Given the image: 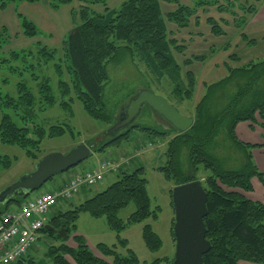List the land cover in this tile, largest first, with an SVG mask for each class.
Returning a JSON list of instances; mask_svg holds the SVG:
<instances>
[{"label": "trees", "instance_id": "1", "mask_svg": "<svg viewBox=\"0 0 264 264\" xmlns=\"http://www.w3.org/2000/svg\"><path fill=\"white\" fill-rule=\"evenodd\" d=\"M17 1L36 3L40 0H0V10H5ZM80 1L84 4L78 13L80 21L64 42L70 81L63 78L65 72L62 64L56 63V50L39 46L37 50L4 51L10 35L0 25V72L6 73L4 70H7L22 78L30 71V77L37 84L39 93L37 97L29 83L20 80L14 87L18 93L15 97L3 90L11 85L10 77L0 76V141L6 145L19 146L27 157L36 162L41 158V147L46 138H58L67 134L76 136L70 123L47 126L37 122L35 117L38 112L60 104L73 116V104L80 101L91 119L100 120L108 127L117 122V117L110 111L105 100V87L110 80L109 65L118 62L117 59L123 54L130 53L132 57H138L158 81L168 78L173 86V95L178 100L193 99L197 84L196 73L186 68L195 62L205 61L207 56L194 55L181 63L176 54H182L184 46L179 44L177 38L170 37L172 31L168 28V21L179 27H189L195 7L197 9L204 4L217 5L219 11H222L218 0H197L194 9L181 5L180 0H124L119 9L109 7L107 0ZM235 1L234 4L230 2L233 8L238 7L247 14L242 20L243 25L249 23V16L256 15L264 2L255 0L252 4H240L239 0ZM72 2L73 0L50 1L55 9ZM162 2L175 3L177 8L165 16ZM98 4L104 6V11L100 12L95 8ZM16 13L27 37L42 34L35 22L18 10ZM207 22L214 35L225 33L215 18L210 17ZM242 33V39L248 44L256 43V39H250L245 32ZM229 59L236 63L242 61L237 54H232ZM51 61H54L59 78L60 98L55 95L51 78L34 72L37 66H45ZM233 62H225L227 74L223 78L205 85L206 92L195 105L194 123L187 131L179 132L166 123L167 127L135 123L124 131L103 133L86 144L92 148L93 153L106 154L111 147H120L129 141L131 132L135 129L147 131L150 136H172L165 152L166 162L158 170L173 187L199 179L203 182L208 194L205 224L207 239L211 242L210 251L204 255V263L264 264V202L255 201L234 190L254 191V178L264 186V171L259 168L253 154L256 147L263 145L240 139L236 131L241 122L258 124V118L262 121L259 125L264 128V57L236 66ZM143 88L149 87L145 85L139 90ZM222 151L240 154L241 163L230 166L229 157L223 155ZM15 160L17 157L0 153V168H11ZM88 169L71 173L65 184L50 193L62 190L71 178L83 175ZM112 173H116L119 178L105 190L72 209L53 213L49 217L39 237L40 240L42 234H46L51 240L46 245L44 259L38 260L32 255L35 248L33 246L26 256L9 264H73L68 257L74 264H139L137 253L128 247V241L121 237V233L127 227L149 218L156 220L161 207L152 206L144 167L132 171L122 167ZM84 187L91 186L83 184L78 194ZM27 195L14 196L0 204V216L21 206ZM131 203H135L137 208L124 220L119 212ZM171 204L174 208L173 198ZM82 213H89L93 217L105 216L109 227L117 233L118 244L126 249V254L122 255L118 251L117 244L111 246L103 242L97 244L102 257L95 254L86 238L76 233L77 222ZM174 222L175 218L171 228L175 241ZM62 228L67 235L59 233ZM71 238L76 246L68 244ZM143 238L152 252L163 247L160 234L150 223L144 225ZM162 262L173 264L174 256L156 258L151 264Z\"/></svg>", "mask_w": 264, "mask_h": 264}, {"label": "rangeland", "instance_id": "2", "mask_svg": "<svg viewBox=\"0 0 264 264\" xmlns=\"http://www.w3.org/2000/svg\"><path fill=\"white\" fill-rule=\"evenodd\" d=\"M50 1L51 0H40L36 3L17 1L16 3L10 4L5 10H0V25L4 26L10 35L9 42L3 50L6 52H9L10 50L30 51L37 50L39 46H47L50 50H56V63L62 64V68L65 72L63 78L66 81H70V73L66 67L67 59L64 52V42L68 34L80 21L78 13L84 4L80 0H73L72 3L61 5L55 9L51 6ZM107 1L109 7L119 9L124 0ZM196 1L197 0H180V4L193 8L196 5ZM218 1L221 4L220 8L223 12L219 11L220 9L219 7L217 8V5L204 4L203 6L197 7V9L195 7V9L193 8L195 11L189 27H179L174 22L168 21V28L172 31L170 37L177 38L179 44L184 46L183 53L176 54L181 63L194 55L207 56L205 61L195 62L186 68L192 69L196 73L197 84L193 99L186 101L178 100L177 97L173 95V86L170 84L168 78H163L161 81H158L138 57L135 56L134 58L130 53L123 54L117 59L118 62L109 65L108 70L110 80L105 87V100L110 111L115 117H117V120H119L118 116L120 117L122 114L130 97L136 93L139 88L145 85L152 89L157 95L169 100L181 114L193 117L195 113V105L206 92L205 85L217 81L227 74L224 64L225 62H233L229 59V56L237 54L242 59L240 63L233 62L232 64H235V66L246 63L254 58L264 57V18L258 17L257 22H253V24L250 25V28H248V24L243 25L242 22L247 14L242 12L240 8H233L231 5V3L234 4L236 2L235 0ZM238 3L251 4L252 0H239ZM95 8L100 12L104 11L103 5L98 4ZM176 8L177 6L175 3L162 2V9L165 16ZM17 10L35 22L42 31V34L35 37H27L23 33L21 20L16 13ZM221 16H225V18H221ZM210 17L219 21L221 28L225 32L223 35H214L212 33L211 25L207 22ZM241 24L243 26H241ZM242 32H245L250 39H256V43L252 45L248 44L247 41L242 39ZM21 67H23V65H21ZM4 71L6 73L0 72V76L3 75L10 77L12 81L11 85L3 88L5 92H9L17 97L18 93L14 87L15 84L21 80L28 82L30 88L38 97V87L35 81L30 77V71L26 72V76L24 77L23 75L22 78L10 74L7 70ZM34 72L38 74L40 73L42 76L50 77L55 95L60 98V90L58 86L59 78L55 70L54 61H51L49 64L42 67L37 66L34 69ZM73 108V116L60 104L51 107L47 111L37 113L38 115L35 119L39 123L48 126L51 124L66 122L70 123L76 132L75 137L67 134L58 138H46L41 147V157L52 152L65 154L76 145L97 139L101 134L111 129L106 123L100 120L91 119L84 111L80 101H75ZM258 120L259 123L262 122L260 118H258ZM135 123L148 126L167 127V125L164 124V121L147 106L142 109V112L132 122V124ZM259 123L241 122V125L238 126L236 130L238 137L251 143H264V128L259 125ZM106 127H108V129L105 130ZM123 129L125 130L126 127H123L121 130ZM171 137L172 136L167 138L150 136L147 131L135 129L132 130L129 141L124 142L120 147H111V149H109V151L114 154L122 152L127 155V157L129 156L128 158L132 160L127 167L129 170L132 171L138 167L145 168V177L148 179L147 190L152 199V206L161 207L159 216L156 220L149 218L142 223H136L127 227L121 233V237L127 239L128 247L132 248L137 253L140 260L139 264H151L156 258L173 257L175 255L176 241H174L171 232L172 220L175 218V211L171 204V189L173 188V185L171 182H168L165 179L164 174L158 170V167L166 162L165 152L168 140ZM140 142H143L145 147H140ZM253 152L256 161L264 160V147L257 150L254 149ZM261 152L262 155H260ZM0 153L10 157H17V160L13 162L11 168H0L1 192L9 185L16 182L21 176L32 172L35 169L37 162L27 157L25 151L19 146L6 145L1 141ZM222 154L229 157L230 166H238L242 161L240 160L241 155L238 153H225L222 151ZM102 155L104 154L102 153ZM98 156V153H93L88 159L76 167L71 168L70 171L68 170L55 175L52 179L46 182L42 188L31 193L30 197H34L41 191H53L56 188L61 187L68 180L71 173L79 171L89 164L95 163V159H97ZM96 162H98V159ZM262 167L264 168V163ZM201 173L204 174L205 172L201 171ZM118 178L119 176L116 173L107 172L106 178L102 183L100 182L93 187H84L73 200L64 198L59 199L51 211H53V213H59L72 209L87 198L106 189H100V185L108 187V185L110 186ZM254 184L255 187L252 192H245L239 189L234 190L239 191L255 201L264 200L263 184L257 178H254ZM227 190L233 189L227 188ZM83 194H86V196L84 195L85 197H82ZM136 208L137 205L131 203L119 212V216L126 220ZM147 223H150L153 226L154 230L160 234L163 240V247L159 251L152 252L145 244L143 228ZM77 225L79 230L76 233L81 232L85 235L87 243L90 242L91 249L94 253L102 255L97 248V244L103 242L111 246L117 244L118 251L122 255L126 254V249L118 244L119 238L117 233L109 227L105 216L93 217L89 213H82ZM72 241L73 239L71 238L68 241V244H72ZM50 243V237L46 234H42L38 246L34 249V256L36 259H44L46 245ZM68 258L74 264V261L70 257ZM161 264L166 263L162 262ZM243 264L253 263L243 262Z\"/></svg>", "mask_w": 264, "mask_h": 264}, {"label": "water", "instance_id": "3", "mask_svg": "<svg viewBox=\"0 0 264 264\" xmlns=\"http://www.w3.org/2000/svg\"><path fill=\"white\" fill-rule=\"evenodd\" d=\"M146 106L179 132L187 131L194 123L193 117L181 114L165 97L157 95L150 88H143L131 96L119 120L105 134H113L123 127H128ZM92 154V148L86 143H81L65 154L52 152L42 156L32 172L21 176L0 192V204L6 203L14 196H23L42 188L55 175L76 167ZM172 198L176 241L173 264H205L204 255L210 251L211 242L207 239L205 224L208 194L202 180L174 186ZM59 233L62 236L67 235L64 228L60 229Z\"/></svg>", "mask_w": 264, "mask_h": 264}, {"label": "built area", "instance_id": "4", "mask_svg": "<svg viewBox=\"0 0 264 264\" xmlns=\"http://www.w3.org/2000/svg\"><path fill=\"white\" fill-rule=\"evenodd\" d=\"M124 157L118 161L102 160L86 170L83 175L70 179L66 186L55 193L41 192L24 200L17 209L0 216V264H9L26 256L38 242L47 215L59 198H72L83 186H94L107 171L117 172Z\"/></svg>", "mask_w": 264, "mask_h": 264}, {"label": "crops", "instance_id": "5", "mask_svg": "<svg viewBox=\"0 0 264 264\" xmlns=\"http://www.w3.org/2000/svg\"><path fill=\"white\" fill-rule=\"evenodd\" d=\"M252 3H255V0H252ZM251 3V4H252ZM45 5V4H44ZM46 6V5H45ZM258 17H261V18H264V2L259 6V11L257 12V14L256 15H254V16H252V17H250V21H249V23H248V25H247V27L248 28H250V25L251 24H253V22H257V18ZM221 18H225V16H221ZM220 18V19H221ZM260 18V19H261ZM69 22H70V20H69ZM68 22V23H69ZM71 23V22H70ZM69 23V24H70ZM241 125V123L238 125V126H240ZM251 125V124H250ZM238 128V127H237ZM247 142H249V141H247ZM254 144H257V143H254ZM264 143H262L261 145H263ZM262 147H264V145L262 146ZM259 148H261V147H256L255 148V150H257V149H259ZM255 152V151H254ZM254 152H253V154H254ZM122 152H117V154H114L113 152H111V151H109L108 153H106V154H104V155H108V154H114L113 156H117L118 154H121ZM123 154V153H122ZM102 154H99V156L97 157V159H98V161H99V159H101V158H103V157H105L104 155H102ZM260 155H262V152H261V154ZM97 159H95V163H97L96 161H97ZM256 161V160H255ZM95 163H92V164H89V165H87V166H85L84 168H83V170H85V169H88V168H90L93 164H95ZM256 163L258 164V166H259V168L261 169V170H263L264 171V168L262 167L263 166V163H264V160H260V161H256ZM125 167L127 168L128 167V165H125ZM82 170V169H81ZM81 170H79V171H81ZM77 172V171H76ZM105 178H106V175H105ZM105 178H104V180H105ZM68 179H69V177H68ZM103 180V181H104ZM102 181V182H103ZM101 182V183H102ZM65 184V183H64ZM253 184H254V179H253ZM255 185V184H254ZM109 186V185H108ZM255 187V186H254ZM103 188H107V187H105V185H100V189H103ZM103 190H105V189H103ZM86 196V194H83L82 195V197H85ZM90 198V197H89ZM88 199V198H87ZM261 201H263L264 202V200H261ZM51 215H53V211H51L50 212V214H49V216H48V218L51 216ZM79 230V229H78ZM77 234H81V235H83L84 237H85V235L83 234V233H81V232H79V233H77ZM86 238V237H85ZM73 243V245L71 244V243H69L70 245H72V246H76V243L74 242V241H72ZM88 245H89V247L91 248V244H90V242L88 243ZM38 245H36L35 246V248L34 249H36V247H37ZM35 250H33V252H32V255L34 256V252ZM95 254H97L98 256H100V257H102V255H99V253H95ZM69 259V258H68ZM71 261V260H70Z\"/></svg>", "mask_w": 264, "mask_h": 264}]
</instances>
